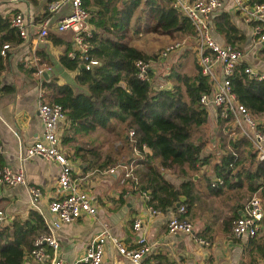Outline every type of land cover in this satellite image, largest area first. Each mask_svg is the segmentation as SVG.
<instances>
[{"label":"trees","instance_id":"obj_1","mask_svg":"<svg viewBox=\"0 0 264 264\" xmlns=\"http://www.w3.org/2000/svg\"><path fill=\"white\" fill-rule=\"evenodd\" d=\"M172 2L82 0L87 9L94 7L95 15L90 20L99 31L92 30L88 39L92 45L90 51L100 63L91 69L80 68L78 59L68 56L65 50L59 55L60 63L78 70L75 79L85 89L75 91L72 85L60 83L55 77L42 80V88L49 95L45 101L63 106L69 124L67 129L88 131L111 126L121 141L106 153L94 145L78 144L74 146L75 153L86 149L92 162L101 169L130 161L142 165L134 167L137 182L131 177L128 179L136 190L148 192L146 202L149 206L154 210L172 208L178 211L180 204H185L186 212L179 217L189 220L188 217L196 212L202 193L217 196L225 187L236 188L246 183L248 197L256 192L264 200V159L258 157L252 142L232 124L231 115L222 117L217 108L216 130L209 127L207 108L199 98L202 93L210 92L212 84L208 76L201 73L197 62L192 73H170L175 77L170 87L156 86L150 70L148 79L137 76L136 60L156 56L125 41L131 18L141 4L147 17L142 30L194 35L191 21ZM246 3L253 5L264 3V0H246ZM141 17L139 15L137 24ZM212 21L226 43L236 46L244 38L227 12L218 13ZM17 34L10 18L0 14V48L3 43L16 40ZM52 39L61 40L55 35ZM260 52L264 54V45ZM4 63L5 58L0 54V71ZM245 65L242 60L229 75L231 90L264 131V78L249 76L244 71ZM131 129L133 134L129 135ZM213 137L215 142L212 143ZM143 144L147 148L145 151ZM134 147L141 151V157L134 155ZM3 165L0 153V168ZM167 168L175 169L182 177L177 185L162 173ZM236 218L231 215L224 221L232 224ZM45 231L42 215L35 209L24 219L15 217L0 224V264H22L34 239Z\"/></svg>","mask_w":264,"mask_h":264},{"label":"crops","instance_id":"obj_2","mask_svg":"<svg viewBox=\"0 0 264 264\" xmlns=\"http://www.w3.org/2000/svg\"><path fill=\"white\" fill-rule=\"evenodd\" d=\"M48 1L0 0L2 16H8L11 19L14 14L22 13L25 20L31 23L27 38H21L17 34V39L10 42V48L7 49L6 55H3L5 58L4 68L0 71V153L3 156L4 164L15 169L20 163V152L27 144L39 139L43 133V123L38 116L37 102L40 98L48 99L49 95L42 88V80L55 77L60 83L67 82L72 85L75 91L85 89V86L75 79L78 70L68 69L59 61V55L65 50H70L73 46L72 32L56 29L57 20L69 11L68 6H64L53 14L48 25V35L44 41L34 39L38 23L46 13ZM246 4V8L251 6ZM142 9L143 5L141 4L134 12L125 41L151 55L155 53L156 49L167 44L172 36L175 37L176 32L167 34L138 28L136 21L139 15L142 16V12L146 13ZM88 10L90 12L88 24L90 32L92 30L99 31L90 20L92 15H95L94 7ZM222 11L229 14L232 22L244 34V38L236 43V47L241 46L243 51L240 62L243 60L246 62L245 66H251L257 71H264V54L260 52V48L264 44L257 42L253 23L247 19V12L239 8L233 0H222L221 7L214 12L212 18ZM212 29L216 40L226 43L224 36L214 29V24ZM142 31L154 34H148L146 43L131 40L130 35L132 38L134 35L138 37ZM184 34L193 39V34ZM54 35L60 37L61 40L53 41L52 36ZM110 36L114 37L112 34ZM195 45V39H193L192 46H188L192 49L188 50V56L193 57L190 63L187 60L188 56H180L169 64V70L166 74L164 73L165 76H158L159 83H155L156 81L152 79L154 84L170 87L175 81V77L170 73L176 71L192 73L195 70L196 62ZM159 53L155 54V58H150L152 74L154 73L152 64L157 59L161 60L158 56ZM173 56L174 54L171 58ZM184 60L186 62H183ZM185 64L190 67V71L181 70ZM40 68L42 71L50 69L52 72L48 77H45L42 72L38 74ZM217 72L220 77L219 66ZM153 78H156V75ZM212 107L213 112L209 111V106L206 107L208 123L212 130H216L217 108ZM68 127L69 124L66 120L60 124L58 130L60 146L70 160L72 176L92 195L97 212L95 215H83L72 223L64 224L57 231L58 255L64 259L66 264H84L81 262V257L89 242L100 233L103 226L108 227L110 233L115 235L126 247H135L138 237H143L150 247L147 260L153 264H264L262 249L264 222L255 237L236 238L231 233V226L229 227L231 223L227 224L224 221L228 216L239 217L242 214L244 203L250 194L246 183L236 188L225 187L223 193L217 196L202 193L196 212L188 217L193 226V234H170L167 231V223L172 216L177 214V211L170 208L154 212V209L146 202L147 191L136 190L131 184V179L126 178L121 181L124 170L121 165L110 164L105 169H101L92 162L86 149L74 152V146L78 144L94 145L103 153L112 151L117 144L121 143L116 138V130L111 126L96 127L88 131L69 130ZM213 142H215L214 137L212 138ZM124 163L122 162V165ZM23 165L25 184H0V209L5 213V218L0 224H6L15 217L24 219L32 209L37 211L39 208L42 212L47 213L48 202L55 194L56 177L59 170L56 162L34 156L26 159ZM138 166L142 165H135V167ZM110 168H114V171L110 172ZM162 173L176 185L182 179L177 175L175 169L167 168ZM194 178L196 179L197 176L194 175ZM31 184L37 185L41 189V196L36 202L37 208L31 202L29 195L28 185ZM262 201L264 202L263 199ZM137 220L141 223L138 231L133 228V223ZM22 264L37 263L26 255ZM101 264H130V262L117 253L112 243H108Z\"/></svg>","mask_w":264,"mask_h":264},{"label":"built area","instance_id":"obj_3","mask_svg":"<svg viewBox=\"0 0 264 264\" xmlns=\"http://www.w3.org/2000/svg\"><path fill=\"white\" fill-rule=\"evenodd\" d=\"M233 2L247 12V19L253 23L257 42L264 44V3H254L246 8L245 0H233ZM172 4L194 26L196 62L201 73L208 76L212 84L210 92H204L200 95L199 102L205 107L215 106L219 109L218 112L222 117L231 115L234 126L252 142L258 157L264 159V131L258 127V120L236 99L230 86L229 75L239 64L243 51L232 44L221 43L213 36L212 15L221 7L222 0H173ZM64 6H68L69 11L59 17L56 29L58 31L70 30L73 34V46L68 50L67 55L71 58H77L79 63L84 65L83 68L91 69L94 65L99 64L100 60L90 51L92 48L88 39L91 36L88 28L90 12L83 5L82 0H49L46 13L38 23L34 39L38 41L46 39L51 17ZM10 24L21 38L29 36L31 23L25 20L22 13L14 14L10 19ZM184 43L185 41H176L165 45L158 55L159 58L166 57ZM9 48L10 42L3 43L0 54L6 55ZM135 65L137 76L140 79H148L149 60L137 59ZM218 66L221 73L220 77L217 72ZM244 71L249 76L258 79L264 78V71H257L251 66H246ZM41 72L42 68L38 69V74ZM37 112L43 123L42 136L27 144L20 152V163L16 169L8 164H4L0 168V184H25L23 163L28 158L40 156L58 164L55 194L48 202L47 213L42 212L36 206V202L41 196L40 187L33 184L28 185L31 202L42 215L46 226V231L34 239L28 257L37 264H66L64 259L58 255L57 231L62 225L72 223L83 215H95L97 207L92 195L80 186L72 176L70 160L60 146L58 130L60 124L66 120L63 106L58 102H48L40 98L37 102ZM132 134L133 130L131 129L129 135ZM142 148L144 151L147 150L144 144ZM133 153L136 156H142L137 147L133 148ZM121 166L124 168L121 181L131 177L137 182L133 161L121 164ZM109 171L113 172L114 168H110ZM185 212V204H180L177 214L172 216L167 223V231L170 234H193L192 223L179 217ZM4 218L5 213L0 209V222ZM263 222L264 202L259 194L254 192L244 203L242 214L232 221L231 233L236 238L255 237L263 226ZM140 224L139 220L135 221L133 228L138 231ZM108 243H112L117 253L128 259L130 264H153L147 260L150 247L143 237H138L135 247H126L115 235L110 233L106 226H103L100 233L89 242L81 257V262L84 264H101Z\"/></svg>","mask_w":264,"mask_h":264},{"label":"rangeland","instance_id":"obj_4","mask_svg":"<svg viewBox=\"0 0 264 264\" xmlns=\"http://www.w3.org/2000/svg\"><path fill=\"white\" fill-rule=\"evenodd\" d=\"M141 19L142 20L139 22V24H137V27L140 28V29H142V27L145 26L144 24L147 22L146 14L145 13L143 14V12H142ZM143 30H146V29L144 28ZM148 31H145V32L142 31V34L140 36H138V37L136 35H134L133 38H132V36L130 35V38L133 41H141L143 43H146L148 34H154L152 32L149 33ZM104 34L107 35V33H104ZM109 35H111V34H109ZM191 38H192L191 36L188 37V35L186 36V34H184L183 32H176V36L175 37L172 36V39L169 38L170 40H169V42L167 44L173 43V42H176V41H185V43L180 48L174 50L172 53H169L166 57L161 58V60L160 59H157V61L152 64V68H153L152 70H153L154 73L153 74L151 73V75H152L151 76V79H153L154 81H156L155 83H159L158 82V76L159 75H161V77L165 76L164 73L166 74L167 73V70H169L168 69L169 64H171L172 62H174L175 59L180 58V56L181 57L188 56V50H190V51L192 50L188 46L189 45L192 46V41L194 39V35H193V39H191ZM167 44H165V45H167ZM162 48H160V49H162ZM160 49H156V51H155L154 54H156L157 52L159 53ZM173 54H174V56L171 58V56ZM175 56H177V57H175ZM192 58H193L192 56H188L187 57V60H188L189 63L192 60ZM183 62H186V60H184ZM149 63L151 64L150 59H149ZM186 65L187 64H185V66L182 67L181 70L190 71V67L188 65L187 66ZM176 69H179V68H176ZM154 75H156V78H153ZM208 109H209L210 112H213V107L212 106L209 105V108ZM77 135L79 136V134H77ZM80 151L81 150H79V152ZM123 159H125V156H123ZM115 166H117V165H115Z\"/></svg>","mask_w":264,"mask_h":264},{"label":"water","instance_id":"obj_5","mask_svg":"<svg viewBox=\"0 0 264 264\" xmlns=\"http://www.w3.org/2000/svg\"><path fill=\"white\" fill-rule=\"evenodd\" d=\"M80 68H83L84 65L83 64H80L79 65ZM52 71L50 69H45L42 71V75L45 76V77H48V75L51 73ZM176 206L178 207L179 206V202L176 203Z\"/></svg>","mask_w":264,"mask_h":264}]
</instances>
